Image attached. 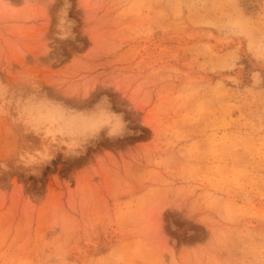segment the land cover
Wrapping results in <instances>:
<instances>
[{"label": "rangeland", "instance_id": "obj_1", "mask_svg": "<svg viewBox=\"0 0 264 264\" xmlns=\"http://www.w3.org/2000/svg\"><path fill=\"white\" fill-rule=\"evenodd\" d=\"M0 264H264V0H0Z\"/></svg>", "mask_w": 264, "mask_h": 264}]
</instances>
